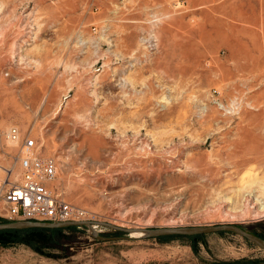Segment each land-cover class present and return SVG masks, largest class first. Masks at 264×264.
I'll return each instance as SVG.
<instances>
[{
	"label": "rangeland",
	"instance_id": "374dc122",
	"mask_svg": "<svg viewBox=\"0 0 264 264\" xmlns=\"http://www.w3.org/2000/svg\"><path fill=\"white\" fill-rule=\"evenodd\" d=\"M9 124L91 220L264 239V0H0V179ZM72 226L0 243V264H264L226 230Z\"/></svg>",
	"mask_w": 264,
	"mask_h": 264
},
{
	"label": "built area",
	"instance_id": "2783aa9c",
	"mask_svg": "<svg viewBox=\"0 0 264 264\" xmlns=\"http://www.w3.org/2000/svg\"><path fill=\"white\" fill-rule=\"evenodd\" d=\"M6 134L16 142V167L5 168L7 173L0 179L1 218L65 221L92 217L91 211L64 200L47 186L54 176V161L40 152V144L29 130L9 124Z\"/></svg>",
	"mask_w": 264,
	"mask_h": 264
},
{
	"label": "water",
	"instance_id": "95a60500",
	"mask_svg": "<svg viewBox=\"0 0 264 264\" xmlns=\"http://www.w3.org/2000/svg\"><path fill=\"white\" fill-rule=\"evenodd\" d=\"M102 224L109 227H112L117 230L123 231H142L152 234H161V233H184V234H196L202 232H211V231H219L226 230L237 233L242 237L246 238L253 244L258 247L264 249V239L258 236L255 233L246 231L240 225L233 223H214V224H199L193 226L186 227H177V226H157L153 228H143V227H123L120 225H115L112 223H108L105 221L99 220H65V221H40V220H32V219H14V220H6L0 221V229H22L28 227H58V226H67V225H91V224Z\"/></svg>",
	"mask_w": 264,
	"mask_h": 264
},
{
	"label": "trees",
	"instance_id": "16d2710c",
	"mask_svg": "<svg viewBox=\"0 0 264 264\" xmlns=\"http://www.w3.org/2000/svg\"><path fill=\"white\" fill-rule=\"evenodd\" d=\"M74 226H56V227H28L22 229H0V243L8 244L23 242L35 250H39L43 245L56 246L62 234V229ZM193 236H195L193 234Z\"/></svg>",
	"mask_w": 264,
	"mask_h": 264
},
{
	"label": "bare ground",
	"instance_id": "6f19581e",
	"mask_svg": "<svg viewBox=\"0 0 264 264\" xmlns=\"http://www.w3.org/2000/svg\"><path fill=\"white\" fill-rule=\"evenodd\" d=\"M6 133H7V131H6ZM5 133V139H6V141L8 142V143H10V144H12L13 146H16V142L15 141H11V140H9L8 139V137L6 138V134ZM42 144V143H41ZM14 155V154H13ZM57 166V165H56ZM8 168H10V167H8ZM5 169V168H4ZM56 171V170H55ZM6 173H7V170H6ZM54 178V177H53ZM55 192V191H54ZM66 228V227H65ZM132 232V231H131ZM132 235H138V234H146V232H142V231H133L132 233H131Z\"/></svg>",
	"mask_w": 264,
	"mask_h": 264
}]
</instances>
